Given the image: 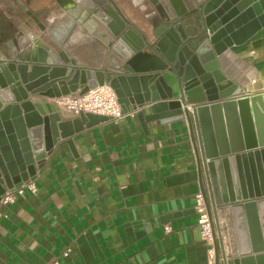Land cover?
<instances>
[{
	"label": "water",
	"instance_id": "95a60500",
	"mask_svg": "<svg viewBox=\"0 0 264 264\" xmlns=\"http://www.w3.org/2000/svg\"><path fill=\"white\" fill-rule=\"evenodd\" d=\"M71 1L101 18L117 9L114 0H89L94 7ZM144 1L148 13L139 25L122 15L121 32L115 20H100L101 31L68 28L82 20L63 0L42 17L15 12L24 25L14 39L0 31V195L34 182L61 141L72 144L85 129L112 121L81 113L63 122L55 104L30 98L74 99L108 86L125 115L187 123L197 153L193 176L223 233L215 264H264V94L242 97L221 70L229 50L264 29V0ZM58 27L62 41L53 35Z\"/></svg>",
	"mask_w": 264,
	"mask_h": 264
},
{
	"label": "crops",
	"instance_id": "0c3cea01",
	"mask_svg": "<svg viewBox=\"0 0 264 264\" xmlns=\"http://www.w3.org/2000/svg\"><path fill=\"white\" fill-rule=\"evenodd\" d=\"M221 70L244 96L263 95L264 29L229 50ZM30 102L55 104L63 122L78 117L57 100ZM71 140L46 157L36 194L0 209V264L214 263L216 244L203 239L195 211L201 185L186 122H145L134 113Z\"/></svg>",
	"mask_w": 264,
	"mask_h": 264
},
{
	"label": "built area",
	"instance_id": "2783aa9c",
	"mask_svg": "<svg viewBox=\"0 0 264 264\" xmlns=\"http://www.w3.org/2000/svg\"><path fill=\"white\" fill-rule=\"evenodd\" d=\"M244 98L248 96L242 95ZM234 99V98H231ZM61 104L66 106L72 111L76 116L81 113L98 115L110 118L112 123H118L120 120L125 118L126 115H133L134 113L124 114L121 105L118 102V98L114 90L108 86L99 87L97 89L91 90L84 96H79L74 99L63 98ZM27 191L33 194L37 193V187L34 182L23 185L20 189L14 191L8 190L6 194L2 197L0 201V209L13 203L18 196H24ZM195 211L199 216L198 224L201 230V235L203 239L211 243V245H217L219 240L222 238L219 236V232L216 227L217 220L214 215V210L207 201L204 192H199L195 200ZM166 231L171 232L170 227H166ZM216 248V247H215ZM223 249V245L221 247ZM69 256V251L64 254V257ZM216 263V249L214 251V263ZM55 264H59L56 262Z\"/></svg>",
	"mask_w": 264,
	"mask_h": 264
},
{
	"label": "flooded vegetation",
	"instance_id": "af4514ba",
	"mask_svg": "<svg viewBox=\"0 0 264 264\" xmlns=\"http://www.w3.org/2000/svg\"><path fill=\"white\" fill-rule=\"evenodd\" d=\"M41 0H0V31H6V39L7 41L14 39L15 35L18 34L19 28L22 27V25H24V23L22 21H19L18 23V19L15 15V12L17 11H29V10H34L36 12H39V16L42 17L44 15H46L49 12L50 7H52V5L54 4V2L56 0H46L49 4H44L40 6V8H38L39 11L36 10L38 2H40ZM115 1V5L117 7L116 10H114L117 14H115L114 12L113 15L115 14L117 16L118 19L121 20V22L123 23V20L121 19V16L124 15L125 18H127L129 21L133 22L135 25H139V20L141 17V14H147L148 10H143V8H145L146 3L144 0H134L135 2V7H133L132 3L130 2V0H114ZM140 4H142L143 6L141 7ZM180 5L181 6H187L186 5V0H181L180 1ZM52 9V8H51ZM77 10V9H76ZM82 11L77 10L76 14L77 16L79 15L80 18L82 19L85 13H83L82 15ZM100 17L98 15L92 14L89 19L86 18V21H90V23H92L93 21L95 22V25H97V27L99 28V30H103L101 29L102 27H100V22H98V19ZM80 19V20H81ZM96 20V21H95ZM101 20V19H100ZM77 23V22H76ZM78 25H80L82 28H86L88 30V28L86 27V23H84L83 21L79 23H77ZM124 25V23H123ZM77 27H75L76 29ZM94 28V26L89 25V29ZM125 28V26H123L121 28V30H123ZM120 30V29H118ZM120 30V31H121ZM89 31V30H88ZM98 30H96L95 32H97ZM90 32V31H89ZM94 32V34H95ZM191 34H194L195 31L194 30H190Z\"/></svg>",
	"mask_w": 264,
	"mask_h": 264
},
{
	"label": "bare ground",
	"instance_id": "6f19581e",
	"mask_svg": "<svg viewBox=\"0 0 264 264\" xmlns=\"http://www.w3.org/2000/svg\"><path fill=\"white\" fill-rule=\"evenodd\" d=\"M63 3L65 4V6H66L70 11H73L74 13L77 12V10H79V9H78L79 6L76 5V4H75L73 1H71V0H63ZM87 3H88L89 5L91 4V2H90L89 0H88ZM133 3L135 4L134 0H133ZM135 5H136V4H135ZM90 6H93V5H90ZM94 6H96V5H94ZM94 6H93V7H94ZM145 6H146V5H145ZM146 8H147V7L143 8V10H146ZM76 9H77V10H76ZM81 9H82V8H81ZM112 12H114L115 14H117L114 10H112V11H111V16L109 15V16H106L105 18H101V17H100V18L98 19V22H100V19L103 20L105 23H106L107 21H110V20H111V21H114V20H115V21H117V22H116L117 26L115 27V29H116V30H118V29L121 30V28H122L123 26H125V24L123 25L124 22L122 23L121 20L118 19L117 16H116L115 14L113 15ZM83 13H85V14L83 15ZM83 13H82V15H83L84 17H83L82 19H81V18H80V19H81L84 23H86V27L88 28L89 31H91V30H95V29H96L95 22L93 21L92 23H90V21H88V20L86 21V18L89 19V17L92 15V12H90L89 10H88V11L86 10V11H84ZM121 19H122V18H121ZM95 21H96V20H95ZM103 21H102V22H103ZM76 22H77V21H71V22H69V23H68V28L73 29V28L77 27V23H76ZM69 25H70V26H69ZM89 25L94 26V28L89 29ZM55 30H57V31H55L54 33L52 32L53 35H54V37H55V39L58 40V41H62V38H64V36H63V34H64V33H63V30H64V29H63L62 27H61V28L58 27V29H55ZM120 30H118V31L121 32L122 30H121V31H120ZM53 31H54V29H53ZM62 33H63V34H62ZM112 33H114V32H112ZM130 45H131V44H130L129 42L126 43V46H127V47H129ZM119 46H120V45H119ZM120 49H121V52H122V53H125V49H124V47H121ZM61 108L65 109V107H64L63 105L61 106ZM45 159H46V158H45ZM1 199H2V197H1V195H0V201H1Z\"/></svg>",
	"mask_w": 264,
	"mask_h": 264
},
{
	"label": "rangeland",
	"instance_id": "374dc122",
	"mask_svg": "<svg viewBox=\"0 0 264 264\" xmlns=\"http://www.w3.org/2000/svg\"><path fill=\"white\" fill-rule=\"evenodd\" d=\"M61 102H62V101L57 100V104H58L60 107L62 106ZM63 106H64V105H63ZM64 107H65L66 110L72 112V111H71L70 109H68L66 106H64Z\"/></svg>",
	"mask_w": 264,
	"mask_h": 264
}]
</instances>
